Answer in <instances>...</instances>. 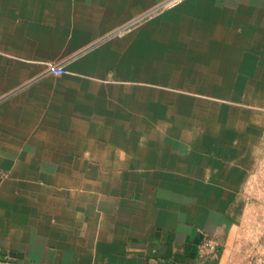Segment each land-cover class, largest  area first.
I'll return each mask as SVG.
<instances>
[{
  "label": "crops",
  "instance_id": "0c3cea01",
  "mask_svg": "<svg viewBox=\"0 0 264 264\" xmlns=\"http://www.w3.org/2000/svg\"><path fill=\"white\" fill-rule=\"evenodd\" d=\"M163 1L0 0V264H241L264 0Z\"/></svg>",
  "mask_w": 264,
  "mask_h": 264
},
{
  "label": "rangeland",
  "instance_id": "374dc122",
  "mask_svg": "<svg viewBox=\"0 0 264 264\" xmlns=\"http://www.w3.org/2000/svg\"><path fill=\"white\" fill-rule=\"evenodd\" d=\"M244 196L242 218L230 244L238 263L264 264V145L246 182Z\"/></svg>",
  "mask_w": 264,
  "mask_h": 264
},
{
  "label": "built area",
  "instance_id": "2783aa9c",
  "mask_svg": "<svg viewBox=\"0 0 264 264\" xmlns=\"http://www.w3.org/2000/svg\"><path fill=\"white\" fill-rule=\"evenodd\" d=\"M181 0H164L163 2L155 5L152 9L138 17L137 19H134L133 21H130L126 25L116 29L110 35H121L125 29L130 26L132 23L138 21L139 19L143 18L144 16H148L160 9L171 7L177 3H179ZM46 72L53 75H61L65 73L64 66L61 63H47L46 64ZM201 246L205 248L207 251H215L218 247V243L214 241L213 239H204L202 241Z\"/></svg>",
  "mask_w": 264,
  "mask_h": 264
}]
</instances>
